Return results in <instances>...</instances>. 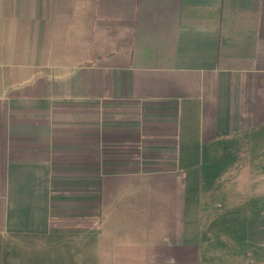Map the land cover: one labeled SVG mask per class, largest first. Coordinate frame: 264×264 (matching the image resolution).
Masks as SVG:
<instances>
[{
  "label": "crops",
  "instance_id": "obj_1",
  "mask_svg": "<svg viewBox=\"0 0 264 264\" xmlns=\"http://www.w3.org/2000/svg\"><path fill=\"white\" fill-rule=\"evenodd\" d=\"M263 147L264 0H0V264H200L189 188Z\"/></svg>",
  "mask_w": 264,
  "mask_h": 264
},
{
  "label": "rangeland",
  "instance_id": "obj_2",
  "mask_svg": "<svg viewBox=\"0 0 264 264\" xmlns=\"http://www.w3.org/2000/svg\"><path fill=\"white\" fill-rule=\"evenodd\" d=\"M202 176L185 216L200 264H264V147L238 154L227 174L220 163Z\"/></svg>",
  "mask_w": 264,
  "mask_h": 264
}]
</instances>
